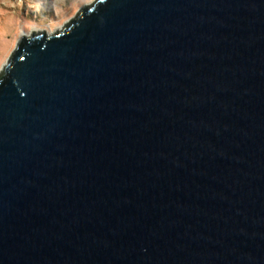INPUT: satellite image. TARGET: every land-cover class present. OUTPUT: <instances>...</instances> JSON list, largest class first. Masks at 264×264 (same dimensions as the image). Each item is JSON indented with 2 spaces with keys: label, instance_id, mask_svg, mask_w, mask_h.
Returning a JSON list of instances; mask_svg holds the SVG:
<instances>
[{
  "label": "water",
  "instance_id": "obj_1",
  "mask_svg": "<svg viewBox=\"0 0 264 264\" xmlns=\"http://www.w3.org/2000/svg\"><path fill=\"white\" fill-rule=\"evenodd\" d=\"M0 264H264V0H95L21 38Z\"/></svg>",
  "mask_w": 264,
  "mask_h": 264
},
{
  "label": "rangeland",
  "instance_id": "obj_2",
  "mask_svg": "<svg viewBox=\"0 0 264 264\" xmlns=\"http://www.w3.org/2000/svg\"><path fill=\"white\" fill-rule=\"evenodd\" d=\"M94 1L0 0V70L21 38L34 32L54 34Z\"/></svg>",
  "mask_w": 264,
  "mask_h": 264
},
{
  "label": "bare ground",
  "instance_id": "obj_3",
  "mask_svg": "<svg viewBox=\"0 0 264 264\" xmlns=\"http://www.w3.org/2000/svg\"><path fill=\"white\" fill-rule=\"evenodd\" d=\"M34 33H37V32H34Z\"/></svg>",
  "mask_w": 264,
  "mask_h": 264
}]
</instances>
